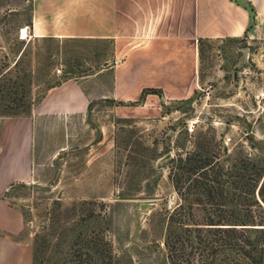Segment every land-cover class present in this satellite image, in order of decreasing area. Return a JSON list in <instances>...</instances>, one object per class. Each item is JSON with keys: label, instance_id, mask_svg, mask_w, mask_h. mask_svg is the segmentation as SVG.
Listing matches in <instances>:
<instances>
[{"label": "rangeland", "instance_id": "rangeland-1", "mask_svg": "<svg viewBox=\"0 0 264 264\" xmlns=\"http://www.w3.org/2000/svg\"><path fill=\"white\" fill-rule=\"evenodd\" d=\"M38 3L0 0V140L61 80L120 60L112 40L34 37ZM199 77L190 99L149 115L120 117L100 101L83 117L38 121L32 179L9 186L4 198L21 213L19 237L31 250L48 247L44 264H69L78 237L85 246L76 251L89 253V264H102L86 248L98 239L112 264H169L168 218L181 202L172 160L207 150L223 171L238 161L264 168V17L239 40L202 43ZM11 142L6 149L0 141V161L16 156L20 141Z\"/></svg>", "mask_w": 264, "mask_h": 264}, {"label": "crops", "instance_id": "crops-1", "mask_svg": "<svg viewBox=\"0 0 264 264\" xmlns=\"http://www.w3.org/2000/svg\"><path fill=\"white\" fill-rule=\"evenodd\" d=\"M38 1L32 15L34 37L112 40L120 60L61 80L29 118L1 133L6 149L14 138L20 144L14 158L0 161V264H32L31 246L19 237L21 213L4 193L32 179L38 121L83 117L100 101L129 118L152 114L166 101L188 100L200 85L201 44L239 40L264 17V0Z\"/></svg>", "mask_w": 264, "mask_h": 264}, {"label": "trees", "instance_id": "trees-1", "mask_svg": "<svg viewBox=\"0 0 264 264\" xmlns=\"http://www.w3.org/2000/svg\"><path fill=\"white\" fill-rule=\"evenodd\" d=\"M215 160L207 150L172 160L169 178L181 202L168 218L169 264H264V168L238 161L223 171ZM97 241L86 248H95L96 261L112 264L114 257ZM81 244L79 237L72 243L69 264L92 260L76 251ZM47 248L34 244L32 264H44Z\"/></svg>", "mask_w": 264, "mask_h": 264}, {"label": "built area", "instance_id": "built-area-1", "mask_svg": "<svg viewBox=\"0 0 264 264\" xmlns=\"http://www.w3.org/2000/svg\"><path fill=\"white\" fill-rule=\"evenodd\" d=\"M22 31H23V30H22ZM22 31H21V33H22ZM20 36H22V34H21ZM56 73H57V74H60V70L57 69V70H56Z\"/></svg>", "mask_w": 264, "mask_h": 264}]
</instances>
